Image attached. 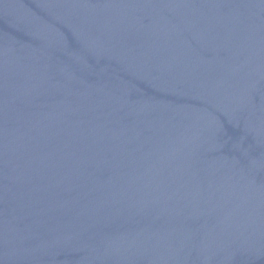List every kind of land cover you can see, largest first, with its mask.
Segmentation results:
<instances>
[{"label":"water","instance_id":"water-1","mask_svg":"<svg viewBox=\"0 0 264 264\" xmlns=\"http://www.w3.org/2000/svg\"><path fill=\"white\" fill-rule=\"evenodd\" d=\"M0 264H264V0H0Z\"/></svg>","mask_w":264,"mask_h":264}]
</instances>
